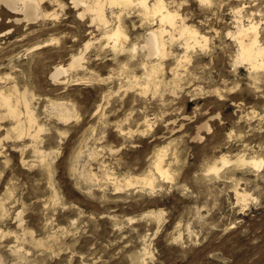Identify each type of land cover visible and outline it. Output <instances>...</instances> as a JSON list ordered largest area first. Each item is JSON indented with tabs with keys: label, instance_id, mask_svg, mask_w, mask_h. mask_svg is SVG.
I'll return each instance as SVG.
<instances>
[{
	"label": "rangeland",
	"instance_id": "obj_1",
	"mask_svg": "<svg viewBox=\"0 0 264 264\" xmlns=\"http://www.w3.org/2000/svg\"><path fill=\"white\" fill-rule=\"evenodd\" d=\"M165 1L206 46L187 54L166 36L167 59H147L139 48L159 24L136 2L106 7L109 29L120 17L127 34L119 48L71 0H44L50 16L32 22L0 11V91H28L36 120L22 137L12 117L0 123L1 264H264V163L250 164L264 162V68L241 65L233 37L250 19L264 46V0ZM81 51V68L51 78ZM147 60L159 65L151 77ZM163 154L168 179L155 171ZM151 174L153 187L140 181Z\"/></svg>",
	"mask_w": 264,
	"mask_h": 264
},
{
	"label": "bare ground",
	"instance_id": "obj_2",
	"mask_svg": "<svg viewBox=\"0 0 264 264\" xmlns=\"http://www.w3.org/2000/svg\"><path fill=\"white\" fill-rule=\"evenodd\" d=\"M44 0H0V11H2V8H6V9H9V11H14V12H21L23 14V20H26L27 22H32V21H36L38 20L40 17L43 18V17H48L50 15L48 14H45L42 12L41 10V5H42V2ZM52 1H55V2H59V0H52ZM73 3V7L75 8H82V12L79 13V15L81 17H83L84 15L86 14H89L91 16V21L92 23H98V25H102L103 28L106 30L104 31L103 33V37H105L106 39L105 40H108V42L111 41V43H114V46H117L119 48V44L122 42L123 39L127 38V34L125 33L124 29H123V24L120 23V17H118V24H114V27H112L111 29H109V24L111 21L108 20V17H107V14H106V7L109 6L111 9L115 6H128V5H132L133 3L139 5L140 7V13L142 14V16L144 18L149 19L150 17L153 18L154 20V17L157 19L158 21V24L159 26H157L156 28L155 27H152L150 28L146 34H145V43L141 46V48H139L140 50L142 51H145L146 53V57L147 59H154L156 58L158 60V58H164L167 54V50L168 48H166V45L168 44L167 43V39H166V36L169 37V40L171 41H176V40H180L182 43L181 46H183V48H185V52H189L190 53V50L191 49H194L196 46H206L207 44V38L202 35L201 33H199V31L197 29H195L194 27L190 26L189 24H186L185 20L183 19L184 17H181L180 14L178 13V11L176 10H171L169 8V5L166 3L165 0H154V2L151 4L150 3V0H71ZM202 3V2H201ZM130 7V6H128ZM242 9V8H241ZM114 10V9H113ZM116 11V10H115ZM125 11V10H124ZM244 11V10H243ZM240 12V10H239ZM242 12V11H241ZM47 13V12H46ZM110 13V12H108ZM112 13V12H111ZM117 13V12H116ZM125 13V12H124ZM123 13V14H124ZM111 15V14H110ZM124 16V15H123ZM122 16V17H123ZM15 18V17H14ZM22 18V17H21ZM241 18V17H240ZM243 18V17H242ZM13 20V18H12ZM22 19H15V22H19L21 21ZM152 20V19H151ZM180 20V21H179ZM237 20V19H236ZM155 21V20H154ZM243 21V19H242ZM250 24H246V26L242 23V24H239V26H237V30L236 32L234 31L233 33V37L235 39L234 43L237 42L238 44V54H237V61L241 64L244 62V64H248L250 66V68L252 70H257L259 68H264V46L261 44L262 42L259 40L260 38V34H259V31H258V26L255 23H253L250 19ZM10 22V21H9ZM14 22V23H15ZM151 22V21H150ZM238 22V21H236ZM235 22V23H236ZM155 24V23H154ZM116 25V26H115ZM142 25V24H141ZM148 25V24H147ZM152 25V24H151ZM150 25V27H151ZM146 26V25H145ZM147 27V26H146ZM229 33V32H228ZM231 34V33H230ZM230 36V35H229ZM178 37V38H177ZM177 38V39H176ZM104 39V38H103ZM101 40V39H100ZM126 40V39H125ZM102 41V40H101ZM105 42V41H104ZM103 42V43H104ZM144 42V41H143ZM99 43H101L99 41ZM175 43V42H174ZM179 43V42H178ZM94 44L92 42H87V44L85 45V50H88V48H90V46ZM107 44V43H106ZM142 44V43H140ZM236 44V43H235ZM100 45V44H99ZM103 45V44H102ZM109 45V44H107ZM139 45V43H138ZM173 45V44H172ZM40 46V45H39ZM44 46V45H43ZM43 46H40L43 47ZM112 46V44H111ZM104 47V46H103ZM109 47V46H107ZM125 47V46H124ZM102 48V46L100 47ZM105 48V47H104ZM123 48V47H122ZM173 48V47H172ZM181 48V47H180ZM103 49V48H102ZM113 50V48H111ZM110 49V50H111ZM117 49V48H115ZM114 49V50H115ZM131 49V48H130ZM111 50V51H112ZM133 50L136 52L138 50V47H133ZM172 50V49H171ZM184 50V49H183ZM117 51H120V50H117ZM129 51V49H128ZM132 51V50H130ZM129 51V52H130ZM83 51H81V53H78V54H75L72 56L71 60L69 61V63H67V65H54V68H53V71L51 73V78L52 79H55V80H59L61 76H64V75H67L69 74V72L71 70H75L77 69L78 67L81 68V64H82V61L84 60V52L82 53ZM141 52V51H140ZM143 53V52H141ZM169 53V52H168ZM175 53V52H174ZM118 54V53H117ZM188 54V53H187ZM134 55V54H133ZM142 55V54H141ZM145 55V54H144ZM186 55V54H185ZM98 56V55H97ZM143 56V55H142ZM173 56V55H172ZM177 56V55H176ZM188 56V55H187ZM118 57V55H117ZM138 57V55H137ZM186 58V56H183ZM166 58V57H165ZM164 58V59H165ZM169 58V57H168ZM175 58V57H174ZM184 58V59H185ZM13 59V58H12ZM144 59V57H143ZM167 59V58H166ZM183 59V60H184ZM145 60V59H144ZM155 60V59H154ZM148 61V60H147ZM153 61V60H152ZM163 62H161L162 64ZM179 63V62H178ZM138 64V63H137ZM141 64V63H139ZM176 64V63H175ZM3 65V64H2ZM9 65V64H8ZM143 68L145 70H148V67L149 65L151 66L150 67V74H149V77H151L153 74H156L159 70V65L155 62H151L148 63H143ZM242 65V64H241ZM10 66V65H9ZM165 66V65H164ZM142 67V66H141ZM11 68V67H10ZM165 68V67H164ZM143 69V71H144ZM165 70V69H164ZM180 71V70H179ZM166 72V70H165ZM178 73V72H177ZM174 74V73H173ZM253 74V73H252ZM165 75V74H164ZM147 76V75H146ZM155 76V75H154ZM157 77V75H156ZM154 78V77H153ZM161 78V77H160ZM165 78V77H164ZM128 79H130L128 77ZM156 79V78H155ZM175 79V78H174ZM54 80V81H55ZM78 80V79H77ZM151 80V79H150ZM166 80V79H165ZM165 80H163L165 82ZM131 81V80H130ZM178 81V79H177ZM57 82V81H56ZM135 82V80H134ZM156 82V81H155ZM163 82V83H164ZM162 83V81H161ZM163 85V84H162ZM159 86V84H158ZM28 92V91H27ZM27 92H24L23 94H20L19 93L17 94V89L15 87H13L12 89H10L8 92L7 91H0V109H4L6 114L5 115H2L1 112H0V123L1 121L6 118V117H12L14 119V122H15V131L17 130L19 136L22 137V134H24L27 130V123H28V128H30L31 126V129H32V125H36V120H35V117L33 116V113L31 112V104H30V101H29V98L28 97V94ZM17 94V96L15 95ZM31 100V99H30ZM19 104H22L24 107H25V111H26V121L22 120L21 119V112L19 110ZM21 105V106H22ZM20 106V107H21ZM55 113L57 112L59 116V118L62 120V121H68L69 119H71L73 116H72V113H71V109L70 107H68L65 103H54L53 104V108ZM3 112V111H2ZM4 114V113H3ZM147 120V119H146ZM26 122V123H25ZM147 122V121H146ZM173 122V121H172ZM176 123V122H175ZM183 126V125H182ZM203 127V126H202ZM36 128V127H34ZM206 129L210 130V128L208 126H206ZM40 130V129H39ZM123 131V130H122ZM27 133V132H26ZM32 133V132H30ZM142 133V132H141ZM36 134V133H35ZM17 135V134H16ZM125 135V133H124ZM127 136V135H126ZM133 136V135H132ZM131 136V137H132ZM32 137H35V136H32ZM129 137V138H131ZM198 138H201L199 135H198ZM127 139V138H126ZM202 139V138H201ZM36 140V139H35ZM37 141V140H36ZM35 141V142H36ZM127 141V140H126ZM129 141V140H128ZM168 143V142H166ZM171 144V143H170ZM162 146V145H161ZM167 146V145H166ZM169 146V145H168ZM34 149V148H33ZM39 149V148H38ZM161 149V147H160ZM167 149V148H166ZM157 150V149H156ZM155 150V151H156ZM165 150V148L163 149ZM38 151V150H37ZM40 151V150H39ZM91 151V150H90ZM93 151V150H92ZM91 151V152H92ZM96 151V150H95ZM162 151V150H161ZM43 152V155L46 154ZM94 152V151H93ZM92 152V153H93ZM160 151H158L159 153ZM163 152V151H162ZM168 152V151H167ZM38 153V152H37ZM165 153V152H163ZM90 154V152H89ZM96 154V153H95ZM168 154V153H167ZM42 155L39 154V156ZM41 156V157H44V156ZM166 154H163V155H159V157L156 155L155 157H158V159H154L156 160L155 162V171L161 175V177H164L163 179L165 178H169V173L170 171L168 170H165L163 167V160H164V157H165ZM169 155V154H168ZM47 156V155H46ZM45 156V157H46ZM91 156V155H89ZM92 157V156H91ZM97 157H98V153H97ZM153 157V156H152ZM169 157V156H168ZM224 157V156H223ZM40 158V157H39ZM90 158V157H89ZM93 158V157H92ZM148 158V157H147ZM171 158V157H169ZM168 158V159H169ZM174 158V157H173ZM247 158V157H245ZM257 158V157H256ZM42 159V158H41ZM45 159V158H44ZM149 159L151 160V158L149 157ZM220 159V158H219ZM259 159V158H258ZM46 160V159H45ZM96 160V158H95ZM170 160V159H169ZM239 160V159H238ZM237 160V161H238ZM173 161V160H172ZM223 163H222V167L225 166L226 164H228L229 161H227L226 159H223L222 160ZM47 162V161H46ZM167 162V161H166ZM242 162L245 163V160H242ZM248 162V161H246ZM250 162V160H249ZM100 163V162H99ZM117 163V162H116ZM154 164V162H152ZM175 163V161H174ZM263 160H256L253 158V160L250 162V164H252V166H255L256 168L255 169H261V167L263 166ZM42 164V162H41ZM45 164V163H43ZM105 164V163H104ZM107 165L109 163H106ZM100 165V164H99ZM106 165V166H107ZM118 165V164H116ZM149 165V163H148ZM147 165V166H148ZM151 165V164H150ZM167 165V164H166ZM241 165V164H240ZM245 165V164H244ZM249 165V164H247ZM48 166L49 163H48ZM47 166V168H49ZM104 166V165H102ZM102 166L100 167V171ZM122 166V165H121ZM173 166V165H172ZM171 166V167H172ZM98 167V166H97ZM104 168V167H103ZM102 168V169H103ZM110 168V167H108ZM150 168V166L148 167ZM153 169V167H151ZM253 168V167H252ZM45 169V168H44ZM98 169V168H97ZM106 169V167H105ZM104 169V170H105ZM120 169V168H119ZM50 170V169H49ZM104 170L102 171L104 173ZM115 170V169H114ZM146 170V169H145ZM154 170V169H153ZM221 168L218 166V165H215L211 168V171L213 173H216V175H220L218 174L220 171ZM84 171V170H83ZM86 171V170H85ZM109 171H111V169H109ZM107 171V172H109ZM258 171V170H257ZM113 172V171H112ZM144 172V171H143ZM154 172V174L156 173ZM88 173H89V170H88ZM94 173V172H93ZM101 173V174H103ZM110 173V172H109ZM127 173V172H126ZM145 173V172H144ZM82 174V173H81ZM86 173L82 174V177L83 175H85ZM91 174V173H90ZM112 174V173H110ZM212 174V173H211ZM107 175V174H106ZM136 175V174H135ZM145 175V174H144ZM79 176L81 177V175L79 174ZM87 176V175H86ZM92 176V175H90ZM98 176V175H97ZM117 176V175H116ZM120 177V175H118ZM142 176V175H141ZM158 176V175H157ZM88 177V176H87ZM109 177V175L107 176ZM118 177V178H119ZM138 177V176H137ZM140 177V175H139ZM85 178V177H84ZM90 178V177H89ZM88 178V181H90ZM102 178V177H101ZM105 178V176H104ZM110 178V177H109ZM115 178V177H114ZM132 178V177H131ZM112 179V178H111ZM110 179V180H111ZM126 179V178H125ZM87 180V179H85ZM84 180V181H85ZM93 180V179H92ZM96 180V179H95ZM99 180H100V177H99ZM98 180V181H99ZM109 180V179H108ZM107 180V181H108ZM131 180V179H130ZM88 181H86L88 183ZM101 181V180H100ZM105 181V180H104ZM121 181V180H120ZM127 181V180H126ZM125 181V183H126ZM134 181V179H133ZM139 181V180H138ZM140 181L143 182V184L145 185H149V187H153L154 185V182H155V178L154 176L151 174V176H146L144 178H142ZM161 181V179H160ZM91 182V181H90ZM94 183V182H93ZM100 183V182H99ZM109 184V182H107ZM119 183V182H118ZM140 183V182H139ZM159 182H157L158 184ZM106 184V183H105ZM111 184V182H110ZM128 184L131 186V181L128 182ZM156 184V183H155ZM98 185V184H97ZM120 185V184H119ZM101 186V185H100ZM134 186V185H133ZM156 186V185H155ZM90 187H93V186H90ZM95 187V186H94ZM148 187V186H146ZM148 187V188H149ZM157 187V186H156ZM99 188V187H98ZM155 188V187H154ZM117 190V189H116ZM119 190V189H118ZM145 190V189H144ZM154 190V189H152ZM241 192V191H240ZM238 191H236V194L237 195L236 197H238L240 200L243 201V203L246 201V195L244 193H240ZM249 198V197H248ZM240 203V202H239ZM241 204V203H240ZM246 206V204L244 205ZM2 212V211H1ZM154 213V212H153ZM159 213V212H158ZM161 213V212H160ZM151 214V213H150ZM155 215V213H154ZM19 216V215H18ZM156 216V215H155ZM21 217V216H20ZM158 217V216H156ZM161 217V215H160ZM5 218V217H4ZM22 219V218H21ZM20 219V220H21ZM156 219V218H155ZM158 219H161V218H158ZM157 219V220H158ZM16 220V219H15ZM159 221V220H158ZM157 221V222H158ZM18 222V221H17ZM161 222V220H160ZM159 223V222H158ZM22 226V225H20ZM19 226V227H20ZM24 229V228H23ZM1 233V232H0ZM26 233V232H25ZM30 234V233H29ZM25 236V235H24ZM33 237V236H32ZM181 238V237H179ZM19 240V239H18ZM17 240V241H18ZM24 240H27V239H24ZM31 240V239H30ZM55 240V238L53 239ZM23 241V240H22ZM25 242V241H24ZM145 242V240H144ZM28 243V242H27ZM38 243V242H37ZM14 244V243H13ZM11 244V245H13ZM16 245V244H14ZM40 245V244H39ZM146 245V244H145ZM22 246V245H21ZM148 246V245H147ZM146 246V247H147ZM14 247V246H13ZM17 247V246H16ZM15 247V248H16ZM43 247V246H42ZM145 247V246H144ZM150 247V246H149ZM14 248V249H15ZM23 248V247H22ZM36 248V247H35ZM9 249V248H8ZM13 249V248H12ZM147 249V248H146ZM146 249H143V254L145 255V251ZM19 249H17V252H18ZM11 251V250H10ZM9 251V252H10ZM21 251V250H20ZM149 251V250H148ZM147 251V252H148ZM151 254L152 252L149 251ZM148 252V253H149ZM19 253V252H18ZM22 253V252H21ZM28 253V252H27ZM1 256V255H0ZM13 256V255H12ZM11 256V257H12ZM16 256V254H15ZM20 256V254H19ZM147 256V255H146ZM149 256V254H148ZM142 257V256H141ZM145 257V256H144ZM17 257H15L16 259ZM26 258V257H25ZM13 259V258H12ZM143 260H145L144 258H142ZM141 259V260H142ZM19 260V258H18ZM15 261V260H14ZM1 264V263H0Z\"/></svg>",
	"mask_w": 264,
	"mask_h": 264
}]
</instances>
